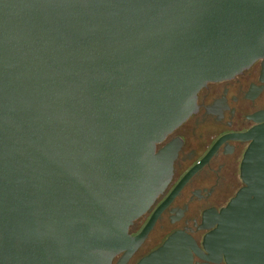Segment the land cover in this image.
<instances>
[{
    "label": "water",
    "instance_id": "95a60500",
    "mask_svg": "<svg viewBox=\"0 0 264 264\" xmlns=\"http://www.w3.org/2000/svg\"><path fill=\"white\" fill-rule=\"evenodd\" d=\"M258 60L264 0H0V264H264V121L140 217L157 144Z\"/></svg>",
    "mask_w": 264,
    "mask_h": 264
},
{
    "label": "flooded vegetation",
    "instance_id": "af4514ba",
    "mask_svg": "<svg viewBox=\"0 0 264 264\" xmlns=\"http://www.w3.org/2000/svg\"><path fill=\"white\" fill-rule=\"evenodd\" d=\"M262 69V60H258L242 73L229 79L211 81L199 91L198 110L157 144L158 152L177 137H183L177 147L169 184L140 217L158 209L184 176L206 157L223 136L240 134L264 121Z\"/></svg>",
    "mask_w": 264,
    "mask_h": 264
}]
</instances>
